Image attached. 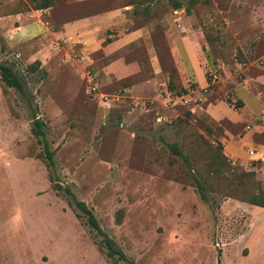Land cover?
<instances>
[{
    "label": "rangeland",
    "instance_id": "rangeland-1",
    "mask_svg": "<svg viewBox=\"0 0 264 264\" xmlns=\"http://www.w3.org/2000/svg\"><path fill=\"white\" fill-rule=\"evenodd\" d=\"M121 2L132 4L127 27L150 33L156 81L143 82L152 73L142 47L101 57L51 26L15 28L27 1L0 0V64L20 82H0V264H112L64 188L134 264H264V207L237 198L264 185V0ZM51 8L88 10L80 0ZM135 47L126 62L138 56L140 69L101 74ZM214 151L226 166L209 164Z\"/></svg>",
    "mask_w": 264,
    "mask_h": 264
},
{
    "label": "crops",
    "instance_id": "crops-1",
    "mask_svg": "<svg viewBox=\"0 0 264 264\" xmlns=\"http://www.w3.org/2000/svg\"><path fill=\"white\" fill-rule=\"evenodd\" d=\"M86 2V13L79 14L77 17L68 16L66 9L53 10L50 7L42 10H29L25 12L12 14L13 20L18 23L15 28H22L23 22H28L31 29L38 28L39 30H48V27L55 28L48 30L55 35H58L65 42L82 44V49L88 52H94L101 57L111 56L114 53V46L136 44L143 49L145 69L148 67L152 73L151 77L146 78L143 82L156 81L161 77L162 71L156 59L155 49L152 46L150 33L146 26L139 25L129 28L127 24L129 20L126 16V11L130 10L132 4L121 2V0H80ZM76 12V11H75ZM72 11L70 14L75 13ZM109 32L111 36H115L112 41L107 39L103 42L102 35ZM101 38V39H100ZM106 40V39H105ZM101 41V42H100ZM137 47L129 50L123 57H118L110 60L103 66L100 71L102 75L111 74L117 75L118 78H125L131 73L127 67L133 63V66L140 69L142 61L140 57H136L131 62H126L131 55H136ZM171 59L174 60L175 69L180 72L182 64L180 63V55L177 49L170 51ZM89 60V58H88ZM137 69V70H139ZM135 71V69H134ZM183 71V70H182ZM184 72V71H183ZM194 77V82L200 84L196 75L189 74ZM186 76L185 78H188Z\"/></svg>",
    "mask_w": 264,
    "mask_h": 264
},
{
    "label": "trees",
    "instance_id": "trees-1",
    "mask_svg": "<svg viewBox=\"0 0 264 264\" xmlns=\"http://www.w3.org/2000/svg\"><path fill=\"white\" fill-rule=\"evenodd\" d=\"M27 5L23 6L22 11L26 10H42L47 9L52 5L53 0H26ZM174 6H179V3H174ZM187 11V9L185 10ZM18 13V12H17ZM33 70V68H32ZM0 82L5 87H10L16 90L20 88V82L17 77L12 73L11 69L7 66L0 64ZM41 122L36 118L32 121V127L30 128L31 134L35 136L36 140L41 142L42 144V157L39 155L38 157L42 158L44 161V165L49 168L53 165L52 160V151L48 147L47 141L44 139L43 131L41 130ZM39 137L40 139H38ZM169 147L173 148V145H169ZM224 158L222 155L215 153V151L211 155V160L209 164H216L217 167L226 166L223 161ZM214 170V169H212ZM216 171L214 170V173ZM243 176L251 177V172H245L242 174ZM53 188L59 189L60 187L56 184L52 185ZM64 191L71 197L75 208L79 213H75L77 217H82L85 225L94 230V232L100 236L98 244L104 249V255L108 258L112 264H117L118 261H123L125 264H134L132 260L128 259L125 254L121 251V249L116 245V243L99 227L94 215L88 209L82 201L77 200L73 194L67 189L64 188ZM237 198L249 205L264 207V185L263 187H256L254 191H249L245 189L242 192H239Z\"/></svg>",
    "mask_w": 264,
    "mask_h": 264
},
{
    "label": "built area",
    "instance_id": "built-area-1",
    "mask_svg": "<svg viewBox=\"0 0 264 264\" xmlns=\"http://www.w3.org/2000/svg\"><path fill=\"white\" fill-rule=\"evenodd\" d=\"M86 83H87V88L88 91L92 94H97L98 93V89H99V83L98 80L96 78V76L92 73H87L86 74ZM99 94V93H98ZM101 95V94H99ZM247 153L249 155L253 154V150L251 148L247 149Z\"/></svg>",
    "mask_w": 264,
    "mask_h": 264
}]
</instances>
